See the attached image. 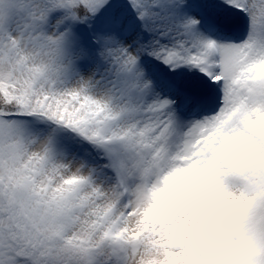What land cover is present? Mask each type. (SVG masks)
I'll list each match as a JSON object with an SVG mask.
<instances>
[{"label": "snow or ice", "instance_id": "6c2138e0", "mask_svg": "<svg viewBox=\"0 0 264 264\" xmlns=\"http://www.w3.org/2000/svg\"><path fill=\"white\" fill-rule=\"evenodd\" d=\"M0 264H264V0H0Z\"/></svg>", "mask_w": 264, "mask_h": 264}]
</instances>
